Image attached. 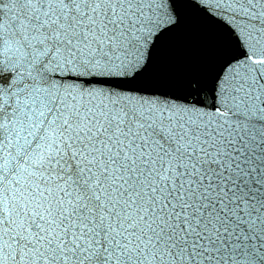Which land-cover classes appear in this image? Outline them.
I'll return each mask as SVG.
<instances>
[{"label": "snow or ice", "instance_id": "obj_1", "mask_svg": "<svg viewBox=\"0 0 264 264\" xmlns=\"http://www.w3.org/2000/svg\"><path fill=\"white\" fill-rule=\"evenodd\" d=\"M0 264H264V0H0Z\"/></svg>", "mask_w": 264, "mask_h": 264}]
</instances>
